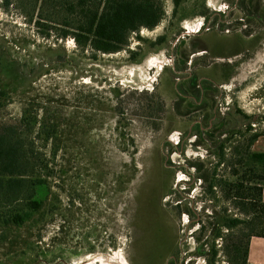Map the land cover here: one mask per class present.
<instances>
[{
	"label": "rangeland",
	"instance_id": "obj_1",
	"mask_svg": "<svg viewBox=\"0 0 264 264\" xmlns=\"http://www.w3.org/2000/svg\"><path fill=\"white\" fill-rule=\"evenodd\" d=\"M8 1L0 0V128L19 126L29 109L59 130L54 158V142L24 137L54 176L32 220L0 224V264H209L196 255L197 221L223 208L240 216L219 188L209 198L210 180H232L233 149L264 131V0H183L176 17L163 0L161 24L114 54L61 39L59 10L46 9L55 23L38 26L34 0ZM190 73L213 78L212 91L222 85L219 100L209 93L221 109L210 130L190 132L202 112L182 118L196 110L179 95ZM222 141L227 160L217 167ZM216 245V264H231L225 240Z\"/></svg>",
	"mask_w": 264,
	"mask_h": 264
},
{
	"label": "trees",
	"instance_id": "obj_2",
	"mask_svg": "<svg viewBox=\"0 0 264 264\" xmlns=\"http://www.w3.org/2000/svg\"><path fill=\"white\" fill-rule=\"evenodd\" d=\"M2 1L7 8L10 6L8 0ZM182 3L183 0H173L174 17L179 14ZM33 4L38 11V26H46L42 21L55 23L51 15L44 18L46 9L53 13L59 10L57 12L64 14L60 38L72 37L81 51L89 49L103 54L124 50L129 46L131 34L142 29L154 30L166 16L163 0H34ZM47 28L55 29L50 25ZM165 42L166 37L162 36L151 45L160 46ZM130 54L136 55L135 52ZM6 104L0 97V109ZM58 130L57 124L39 119L29 109L24 111L19 126L0 128V205H4L1 208L5 210L0 208L1 227L20 228L43 209L44 200L38 197V192L46 188L48 180L54 176L53 168L50 160L37 151L33 143L27 144L24 137L35 134L43 141V146L48 142L55 144ZM261 137L264 131L250 135L245 146L242 143L233 149L235 163L227 165L232 180L218 179L216 172L210 180L209 198L216 199L214 189L219 188L223 200L231 202L240 216L234 217L223 208L209 215V222L203 218L197 221L200 238H197L196 255L209 264L217 263L218 239L225 240L223 251L231 264H249L252 238H264V152L252 151ZM226 145L225 141L219 144L217 167L227 160ZM57 152L55 144L53 158ZM2 237L4 235L0 234V239Z\"/></svg>",
	"mask_w": 264,
	"mask_h": 264
},
{
	"label": "flooded vegetation",
	"instance_id": "obj_3",
	"mask_svg": "<svg viewBox=\"0 0 264 264\" xmlns=\"http://www.w3.org/2000/svg\"><path fill=\"white\" fill-rule=\"evenodd\" d=\"M200 29V27L198 28ZM217 70V69H216ZM214 71V69H213ZM221 71H214L213 75H220ZM195 75H193L192 73H190L187 77H183L182 80H179V83H181V89L179 95L181 96L182 99L184 100H188L186 106L189 109H193V107L196 109L194 112H190L186 115H183L182 118H189L191 116H193L196 113H200L202 112V115L196 120L194 121V123H192V127H191V131L192 132L195 128H199L200 130H210L211 128H213V120H216L219 117V111H221V109H214L211 107V97H214L216 99H220V97H222V92L219 89L222 87V85H214L213 89L214 91L211 90V87H208L210 81H208V79H203L201 81L195 79L194 77ZM211 80V82H213V78L209 79ZM205 81V83H204ZM184 84V85H183ZM176 85L178 86V83H176ZM211 92H215V93H220V96H211L210 94ZM186 101H184V103H186ZM213 111V112H212ZM208 112H210L211 117H208ZM210 116V115H209ZM213 116V117H212ZM221 118V117H219ZM208 120L209 122V127L204 129L203 125L204 122H206ZM212 121V122H211ZM218 121V120H217Z\"/></svg>",
	"mask_w": 264,
	"mask_h": 264
},
{
	"label": "crops",
	"instance_id": "obj_4",
	"mask_svg": "<svg viewBox=\"0 0 264 264\" xmlns=\"http://www.w3.org/2000/svg\"><path fill=\"white\" fill-rule=\"evenodd\" d=\"M253 151L264 152V137L259 138L253 145ZM264 198V191H263ZM249 264H264V238L254 237L251 240Z\"/></svg>",
	"mask_w": 264,
	"mask_h": 264
}]
</instances>
